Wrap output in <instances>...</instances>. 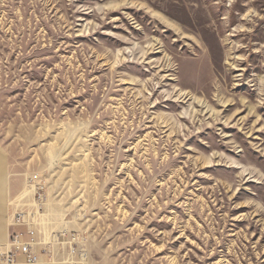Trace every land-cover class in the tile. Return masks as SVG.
<instances>
[{
  "label": "rangeland",
  "instance_id": "1",
  "mask_svg": "<svg viewBox=\"0 0 264 264\" xmlns=\"http://www.w3.org/2000/svg\"><path fill=\"white\" fill-rule=\"evenodd\" d=\"M0 175V237L41 180L86 264H264V0H0Z\"/></svg>",
  "mask_w": 264,
  "mask_h": 264
},
{
  "label": "built area",
  "instance_id": "2",
  "mask_svg": "<svg viewBox=\"0 0 264 264\" xmlns=\"http://www.w3.org/2000/svg\"><path fill=\"white\" fill-rule=\"evenodd\" d=\"M28 190L32 199L17 197L11 212L8 234L0 243V264H86L76 230L48 227L47 216L41 212L43 181L31 183Z\"/></svg>",
  "mask_w": 264,
  "mask_h": 264
},
{
  "label": "crops",
  "instance_id": "3",
  "mask_svg": "<svg viewBox=\"0 0 264 264\" xmlns=\"http://www.w3.org/2000/svg\"><path fill=\"white\" fill-rule=\"evenodd\" d=\"M0 177H1V175H0ZM0 230H1V215H0ZM0 233H1V231H0ZM6 236H7V233L5 232V234L3 235V237H0V243H2V242L5 241Z\"/></svg>",
  "mask_w": 264,
  "mask_h": 264
}]
</instances>
